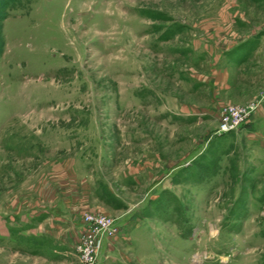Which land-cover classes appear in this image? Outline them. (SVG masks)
Returning <instances> with one entry per match:
<instances>
[{"label": "rangeland", "instance_id": "374dc122", "mask_svg": "<svg viewBox=\"0 0 264 264\" xmlns=\"http://www.w3.org/2000/svg\"><path fill=\"white\" fill-rule=\"evenodd\" d=\"M263 23L264 0H0V264H78L54 246L85 213L117 225L96 264H264V108L216 132L263 73L217 105L197 40Z\"/></svg>", "mask_w": 264, "mask_h": 264}, {"label": "crops", "instance_id": "0c3cea01", "mask_svg": "<svg viewBox=\"0 0 264 264\" xmlns=\"http://www.w3.org/2000/svg\"><path fill=\"white\" fill-rule=\"evenodd\" d=\"M243 34V37L239 35L241 38L238 40L237 36L223 39L221 38L223 36L221 35V32L218 33L216 36L217 38L213 42L202 37L197 38L199 42L207 44L205 47L202 46L198 48V56L201 60H207L206 57H208L210 61V75L216 74L224 77L220 80H213L217 93H219L221 89H224L225 94H227L222 100L221 97H219L217 105L224 101L242 103L250 97H253L257 88V85L252 78L254 69H261L263 73L262 82H264V26H260L256 30L251 29V31H248L247 33L244 32ZM247 44L251 45L248 52L247 50H244V46ZM202 55L205 56V59H203L204 56ZM241 83L244 85L240 86L239 84ZM262 84L263 83H261V86ZM263 108L264 103L257 107V109L249 115L246 121L254 122L257 119V117H254V114L263 111ZM47 208H50V211L48 209V212L52 215V236L59 235L60 233L58 232L60 229L69 227V224H66L65 221L71 220V218L69 215L63 217L61 215V210L56 205L52 204ZM84 227V222L77 224L79 230H83ZM74 233L75 231L70 232L66 237L62 235L58 241H55L56 239L54 238L53 241L58 243V245L54 247H57L59 250L70 248L69 251L73 254V245L78 238L73 239L72 236ZM73 257L76 259L75 254H73ZM52 261V264H58V259Z\"/></svg>", "mask_w": 264, "mask_h": 264}, {"label": "built area", "instance_id": "2783aa9c", "mask_svg": "<svg viewBox=\"0 0 264 264\" xmlns=\"http://www.w3.org/2000/svg\"><path fill=\"white\" fill-rule=\"evenodd\" d=\"M264 103V84L257 97L243 104L222 105L216 132L232 130L247 120L258 104ZM84 230L73 245L78 264H96L101 237L110 236L117 231L114 217L102 213H85L82 217Z\"/></svg>", "mask_w": 264, "mask_h": 264}]
</instances>
